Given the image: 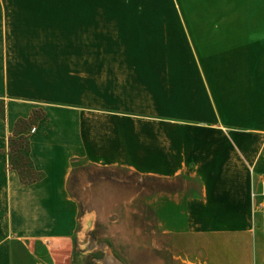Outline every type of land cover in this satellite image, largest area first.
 <instances>
[{
  "label": "crops",
  "instance_id": "0c3cea01",
  "mask_svg": "<svg viewBox=\"0 0 264 264\" xmlns=\"http://www.w3.org/2000/svg\"><path fill=\"white\" fill-rule=\"evenodd\" d=\"M26 51L43 62L20 64ZM0 99V264L15 242L65 255L74 158L196 180L155 205L160 222L185 215L169 230L192 238L189 261L264 264V0H0ZM36 108L47 125L29 154L45 175L25 184L10 138Z\"/></svg>",
  "mask_w": 264,
  "mask_h": 264
},
{
  "label": "rangeland",
  "instance_id": "374dc122",
  "mask_svg": "<svg viewBox=\"0 0 264 264\" xmlns=\"http://www.w3.org/2000/svg\"><path fill=\"white\" fill-rule=\"evenodd\" d=\"M100 30L99 37H105V31ZM64 41L71 40L63 39L61 42ZM51 42L57 43V40ZM102 42L105 39L99 38L92 44L102 46ZM37 45L40 47V41ZM82 45L90 43L82 40ZM38 46H34L35 52L41 50ZM15 57L20 64L25 61L43 62L42 54H28L27 51ZM22 91L16 88V93L22 94ZM0 105L5 113L4 100L0 99ZM3 111L0 109L1 113ZM33 116L34 120L26 130L11 136V159L20 160L21 154L27 155L25 144L16 151L18 145H22L21 136L25 134L30 138L35 125L47 123L43 108H36ZM69 180L71 196L78 202L80 212L77 232L67 242L65 255L55 261L46 255L44 244L34 243L36 255L32 256L23 243L15 242L13 264H198L189 261L191 256L186 252V245L192 238L185 231L169 230L178 220L184 222L185 215L178 218L163 215L160 222L155 210L157 204L162 208L169 206L170 198L177 200L175 193L178 189L185 187L192 193L196 192L199 188L196 180L183 176L144 175L128 168L99 165L85 159H80L73 166Z\"/></svg>",
  "mask_w": 264,
  "mask_h": 264
},
{
  "label": "trees",
  "instance_id": "16d2710c",
  "mask_svg": "<svg viewBox=\"0 0 264 264\" xmlns=\"http://www.w3.org/2000/svg\"><path fill=\"white\" fill-rule=\"evenodd\" d=\"M1 109L3 111L2 106H1ZM2 115L4 116V111L2 112ZM33 120H34V116L31 117L30 119H25V118L19 119L16 122L14 135H18L21 130H26L30 126V124L33 122ZM21 142H22V145L21 146L18 145V148L16 149V151H20L21 148L26 145L25 151H26L27 155L24 156V154H21L20 160L12 158L10 164H11V167L13 169H16L19 172L21 180L23 183L32 184L34 182L41 180L45 174L43 171H40L35 167L32 159L30 157V154H29L30 138L28 136H26L25 134H23L21 136ZM12 144H13V140H12V138H10V148H12ZM80 159L81 158H74L71 162L72 167L76 166L77 161H79ZM69 182H70V180H69Z\"/></svg>",
  "mask_w": 264,
  "mask_h": 264
},
{
  "label": "built area",
  "instance_id": "2783aa9c",
  "mask_svg": "<svg viewBox=\"0 0 264 264\" xmlns=\"http://www.w3.org/2000/svg\"><path fill=\"white\" fill-rule=\"evenodd\" d=\"M36 127L34 126L33 128H32V132H35L36 131ZM261 195L264 197V180H263V182H262V192H261ZM255 197V194H253V198Z\"/></svg>",
  "mask_w": 264,
  "mask_h": 264
}]
</instances>
